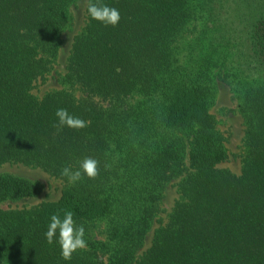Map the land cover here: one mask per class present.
<instances>
[{
	"label": "trees",
	"instance_id": "obj_1",
	"mask_svg": "<svg viewBox=\"0 0 264 264\" xmlns=\"http://www.w3.org/2000/svg\"><path fill=\"white\" fill-rule=\"evenodd\" d=\"M79 1L0 0V164L68 180L64 167L98 161L95 177L57 200L0 209V264H264V0H104L119 24L87 12L63 87L39 96ZM227 57L246 125L240 174L219 167L229 155L212 112L213 64ZM58 108L86 126H59ZM175 179L180 197L164 222ZM35 190L0 175V202ZM66 210L87 241L70 260L44 235Z\"/></svg>",
	"mask_w": 264,
	"mask_h": 264
},
{
	"label": "rangeland",
	"instance_id": "obj_2",
	"mask_svg": "<svg viewBox=\"0 0 264 264\" xmlns=\"http://www.w3.org/2000/svg\"><path fill=\"white\" fill-rule=\"evenodd\" d=\"M88 0H80L79 5L74 7L73 23L71 27L62 34V45L57 61L51 72L48 73L45 80L37 82L34 92L43 96L45 93L63 87L59 81L61 73L66 71L68 57L72 48L73 40L76 35L86 24L87 21ZM190 36L185 39L188 42ZM210 52V50H207ZM203 53V52H202ZM219 57V50L215 51L214 58ZM229 58L219 65L214 62L213 67L216 71H221V76L217 77L215 85V99L212 105V112L218 120V127L226 136V146L228 148V158L219 164L221 168H227L236 174H240L243 168V144L246 132L244 117L239 110L238 99L234 98L232 83L238 86L235 78L234 68H232ZM217 86V87H216ZM0 175L16 176L25 178L34 183L36 190L31 194L19 199H7L0 202V209L7 208H25L38 205L44 201L57 200L63 189L69 184L68 180L52 175L41 167L26 165L20 162H7L0 164ZM179 179L170 182L165 191L163 201V211L160 219L164 222L168 220L169 213L172 211L176 201L180 197L178 190ZM100 225V224H99ZM159 225L156 223L154 228ZM154 229L151 230L147 239L145 248L152 240Z\"/></svg>",
	"mask_w": 264,
	"mask_h": 264
},
{
	"label": "clouds",
	"instance_id": "obj_3",
	"mask_svg": "<svg viewBox=\"0 0 264 264\" xmlns=\"http://www.w3.org/2000/svg\"><path fill=\"white\" fill-rule=\"evenodd\" d=\"M88 15L92 20L99 21L105 26L115 27L121 20L120 10L104 0H88ZM55 116L58 125L70 128H83L86 121L80 117L69 113L66 108H58ZM98 161L91 157H86L80 162L78 169L73 170L70 167H64L61 175L68 178L69 183H75L86 175L93 178L98 173ZM49 243L56 237L60 246V254L64 260H70L72 254L78 249L87 247L85 239V228L83 225H77L73 218V212L66 210L61 217L59 214H52L47 225V231L44 233Z\"/></svg>",
	"mask_w": 264,
	"mask_h": 264
}]
</instances>
